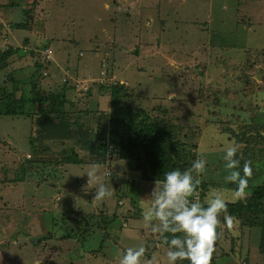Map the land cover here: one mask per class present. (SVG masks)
<instances>
[{
  "label": "rangeland",
  "instance_id": "rangeland-1",
  "mask_svg": "<svg viewBox=\"0 0 264 264\" xmlns=\"http://www.w3.org/2000/svg\"><path fill=\"white\" fill-rule=\"evenodd\" d=\"M24 2L25 9L30 5L31 14L43 19L37 21L35 15H29L28 20L23 18ZM35 2L0 0L4 11V17H0V96L10 94L27 104V111L24 109L19 115L4 114V105H0V264H119L122 249L141 243L145 248L146 243L160 247L150 253L156 256L154 264H167L166 259L162 260L163 247L158 238L142 226V213L154 183L147 188L142 172L129 170L126 160L119 158L97 133L108 126L112 117L133 122L154 119L167 127L165 132H171V142H179L171 153L174 163L183 167L180 169L187 168L200 154L207 159L192 199L203 204L213 194L225 201L244 198L238 195L235 184L224 180L222 156L228 140L237 141L241 148L247 141L250 147H260V153L264 151V0ZM55 2H63L62 8L47 10ZM105 3L110 6L105 8ZM49 16L55 27L64 24L67 34L55 39L44 33L29 37L23 29L17 35L13 30L17 22L33 25L35 30L36 23L42 24ZM9 48L16 51L7 58ZM61 58L68 61L64 71L57 67ZM89 58L96 60L94 66L81 71L80 65L86 66ZM202 67L206 70L201 77ZM106 71L107 77L101 75ZM100 76L102 82L90 83ZM244 76L248 77L249 86L243 88L244 94L236 95ZM79 78L90 83L86 90L83 88V94L77 90L81 83L72 81ZM108 78L110 85L123 82L124 86L140 78L142 87L127 98L126 104L110 106V91L103 89L110 86ZM200 83L218 88L220 104L215 103L218 107L225 105L226 110L232 107L233 111L220 114L211 103L209 109L215 111L217 118L205 120L203 107L210 100L204 101ZM39 98L46 99L40 103ZM54 102L59 103V110L50 113L53 118L39 117ZM239 105L251 118L250 113H256L254 118L261 124H257L258 128L251 120H241L243 126L237 129ZM60 113L63 120L57 117ZM91 115L89 121L96 119L97 123L85 125L83 121ZM239 135L245 139L239 142ZM72 138L86 143L79 145ZM97 138L106 146L104 155L97 151ZM75 153L82 160L69 162ZM92 164L100 166L101 181L113 187V196L100 204L91 200L94 188L83 190L86 174L76 175ZM21 169L25 174L18 178ZM106 171L112 172L109 178L104 175ZM71 210L81 212L79 217L93 213L96 218L116 211L119 222L107 229L91 228L82 242L87 249L83 256V248L77 247L75 237H59L67 227L60 216L66 212L71 215ZM23 220L27 221L24 234L20 231ZM232 220L231 227L220 220L211 261L264 264L259 227L242 219ZM99 232L106 234L107 239H99ZM141 233L146 237L137 236ZM45 235L50 239L35 247L28 241ZM96 245H103V251L88 250Z\"/></svg>",
  "mask_w": 264,
  "mask_h": 264
},
{
  "label": "trees",
  "instance_id": "trees-1",
  "mask_svg": "<svg viewBox=\"0 0 264 264\" xmlns=\"http://www.w3.org/2000/svg\"><path fill=\"white\" fill-rule=\"evenodd\" d=\"M41 1L42 0H37L35 4L38 3V5H40ZM61 4L62 2H60L59 5H57L56 2L52 3L48 5L47 10L62 8ZM25 5L26 4L24 2V6L22 8L23 10L22 12L24 14L23 18L26 17V19L28 20L30 19V17L28 16L35 15V13L31 14L32 13L30 12L31 6L27 4L28 7L25 9ZM42 10H44V8H42ZM48 12L50 13L51 11ZM51 16L47 17L46 20L42 22V24L36 23V25L34 26L35 30H33V25L30 26L26 23H19V22L13 25V30L17 32L23 29L26 35H28L29 37H31L32 35H36L37 37L39 34L44 33V35L47 34L48 36L54 37L55 39L58 38V36L61 35L62 33L67 34L64 24L61 23L56 25L55 27V21H51ZM37 19L42 20L43 18H38L35 15V20ZM57 27H59V30L57 29ZM36 30L40 31L41 33H39ZM18 34L19 33L17 32V35ZM57 48L61 50L60 47ZM51 49L52 48L50 47V50ZM15 51L16 49L9 48L7 50V58ZM29 53L32 52L29 51ZM229 68H232V65H230ZM204 69L206 70L205 67H202V69L199 72L201 77L204 74ZM226 72L227 70L222 71V73H226ZM162 80L164 81V79ZM107 81H109V78ZM142 81H143L142 79L138 78L135 80V82L128 83L127 86H124V83H120V82L112 83V85H110L111 81L107 82V84L110 86L105 85L103 86V89L106 90L109 89L110 91V102H111L110 105L112 106L117 105L120 102H122V105L126 104L128 101L127 98L134 96L137 93V91L142 87L141 85ZM248 81H249L248 77L244 76L243 86L240 85L239 88H237L234 93L236 95L244 94L245 89L243 88H247V86H249ZM99 86L101 87V85ZM228 89L231 90V86ZM199 90L201 93L204 94L203 96L206 97L204 101L208 99L210 100V101H206V105L203 107L204 109L203 116L205 120L210 121V119L212 118H217V115L216 114L214 115L215 111L209 109L211 103L214 104V106L218 110H220L219 112L220 114L226 111H233L232 107L226 110L224 108L225 105L218 107L217 104L215 103L217 101L220 104V98H219L220 90L218 88H214L213 86L209 88L203 85L202 83H200ZM32 98H34L35 100V96ZM44 99L46 98H39L40 103H42ZM53 100L55 101V98ZM59 100L60 97L58 101ZM1 104H3L5 108L3 109L4 114L19 115L24 113V109L25 111H27L26 110L27 104L25 103L24 105L21 99H16L15 97H11L10 94L5 95L4 93H2V95L0 96V105ZM241 106L242 105H239V110L237 111L236 114L237 117L235 121L238 125L237 129H240L243 126L241 120H244L245 122L251 120L255 122L256 125L255 128H258L257 124L258 125L261 124H260V120L254 118V115L256 113L254 112L250 113V115H252L251 118L248 116L249 112L247 110L242 111L244 109ZM58 107H59V103L58 104H56V102L52 103V105H50L49 107V111L44 110L43 112H40L39 117L47 118L49 120L52 119L54 115L52 116L51 114L52 112L57 113L59 110ZM235 108L236 107H234V109ZM28 112L30 111L28 110ZM226 113H230V112H226ZM57 117L63 120V115L61 113L57 115ZM166 130H168L166 126L157 124V121H154V119H149V120L144 119L141 122H133L130 119L112 117V119L109 121L108 126L103 128L102 132L101 131L98 132L97 135H99V138H103L107 140L110 149L112 146L113 152L114 153L116 152L119 158L123 159L124 161L126 160L125 162L129 170L130 169L140 170L142 172V176H143L142 178L147 181L146 184H150V183H154L156 178L161 179L163 177V173L168 170H171V167L183 168L182 166H178L177 164L174 163L173 161L174 157L171 153L172 148L174 146L176 148L177 146H179V142L178 141L171 142L169 140V135L171 132L170 131L165 132ZM262 135H264V132L262 133ZM236 138L238 139L239 142L240 140L245 139L242 135L236 136ZM95 142H97V151L101 153V155H104L107 150L105 144H102L100 142L98 143V138ZM232 142L237 143V141L228 140L226 145ZM244 143H245L243 144L244 148L240 147L237 158L240 160L241 170L243 168V165L247 162L251 167L252 172L251 175L247 177V181H248L247 186L244 188V192L242 194V197L244 198L226 201L228 202L226 215L230 216L231 218L242 219L246 224L259 227L260 230L259 247L261 249V252L264 254V151L260 153L261 151L257 150L260 149V147H257L256 145L250 147L247 141H244ZM70 159H72V161L70 160L69 162H78V160H82V158H80L76 153L74 155H71ZM23 173L25 174L24 170L21 169V172L19 171L18 178L24 177ZM241 174L243 175V172H241ZM197 188H199V186ZM74 211L75 210H71V215L69 216H67L66 214L70 212H66L65 215L63 214L60 216L63 223H66L67 225L65 229V233L61 236V238L75 237L77 239L76 241L80 245L77 247H82V242L85 241L84 238L86 235L85 233H88V231L92 227H98L99 229L102 228L107 229V227L111 226L113 223L116 224L117 222H119L118 221L119 216H117L118 214L116 213V211H114L111 215L100 214L99 218H96L97 216L94 215L93 213L83 214L82 217H79L81 212L72 213ZM124 219L127 220L128 222V218L127 219L124 218ZM220 220L224 221V214L220 216ZM21 224L22 227H20L21 228L20 231L22 232V234H24V232H26L25 229H27V221L23 220L21 221ZM124 225H125L124 228H126L127 223H124ZM23 226H25V228H23ZM119 226L121 227V224H119ZM48 239H49L48 235H45L43 237L38 236L37 239L28 238V241L30 242L31 245L36 246L37 244H41ZM89 251L95 252L94 250H89ZM14 256L15 255H13V257ZM49 262L51 261H46L44 262V264H48ZM220 262L221 261L217 259L216 262L210 261V264H218ZM182 264H188L187 260L183 261Z\"/></svg>",
  "mask_w": 264,
  "mask_h": 264
},
{
  "label": "clouds",
  "instance_id": "clouds-1",
  "mask_svg": "<svg viewBox=\"0 0 264 264\" xmlns=\"http://www.w3.org/2000/svg\"><path fill=\"white\" fill-rule=\"evenodd\" d=\"M104 6L108 8L110 5L105 3ZM107 73L106 71L101 75L106 76ZM102 79L103 77L100 76L98 80L90 83L102 82ZM239 149L240 145L235 142L226 145L223 149L222 159L226 169L224 180L235 184L238 195H242L247 186V177L251 175L252 169L246 162L241 170L240 160L237 158ZM206 164L205 155L200 154L199 158L192 160L187 168H173L164 172L161 179L156 178L154 181L150 201L142 213V226L147 228L154 238H158L163 248H166L167 264H182L185 260L188 264H210L215 242L219 236L217 229L220 224V216L224 214V223L227 227L233 225L232 218L226 215L228 202L219 194H213L203 204L192 199L201 183L199 177L204 173ZM100 171L99 165L92 164L80 174H76H86L87 182L83 190L87 192L89 188H94L91 200L97 204L113 196L112 185L101 181ZM104 175L109 178L112 172L106 171ZM64 233L65 229L62 230L59 237L61 238ZM99 234V239L103 237L107 239L106 234L101 232ZM96 235L98 234L96 233ZM84 238H88L87 233ZM76 240L75 238V243L80 246ZM101 247L103 245H96L88 249L103 251ZM145 251V246L142 243L126 247L119 253V264H141ZM160 251L164 253L163 249ZM85 252L86 249L83 248L81 255L85 256Z\"/></svg>",
  "mask_w": 264,
  "mask_h": 264
},
{
  "label": "crops",
  "instance_id": "crops-1",
  "mask_svg": "<svg viewBox=\"0 0 264 264\" xmlns=\"http://www.w3.org/2000/svg\"><path fill=\"white\" fill-rule=\"evenodd\" d=\"M62 4H63V2H62ZM61 4V5H62ZM66 5V4H65ZM66 7H68L67 5H66ZM70 10V9H69ZM3 13H4V11H3V8L2 9H0V17H4L3 16ZM8 20V19H7ZM7 20L5 21V23L7 22ZM8 21H10V20H8ZM8 27V26H7ZM100 53V52H99ZM18 54V53H17ZM79 61V60H78ZM95 62H96V60L95 59H90L89 58V60H87V65L86 66H82L81 67V65H80V68H81V71L82 70H84V68H87V67H92V66H94V64H95ZM62 63H63V65H62ZM67 66H68V61L65 59V58H61L59 61H58V65H57V67H59V68H61L63 71H64V69H67ZM108 72V71H107ZM96 80V79H95ZM76 81H77V83L79 82V83H81V85L80 86H78V88H77V90L78 91H80L81 92V94H83V93H85L84 92V90H83V88L85 87V90L89 87L88 86V84H90V83H88L89 81L86 79V80H84L83 81V79L82 78H79V79H76ZM67 91H69V92H72V90L71 89H68ZM73 94V93H72ZM110 100H109V105H110ZM111 106V105H110ZM91 117H93L92 115L90 116V117H88L87 118V121L86 120H84L83 121V123L85 124V125H94V124H96L97 123V121H96V119H93L91 122L89 121V119L91 118ZM83 130H85L84 128H82ZM82 129H80L79 128V130H82ZM76 132H78V131H76ZM73 134H75V133H73ZM59 135V134H58ZM60 137H64V136H62V135H59ZM72 142H74V143H77V144H79V145H81V144H84V143H86V142H82V141H80V140H76V139H73L72 138ZM89 142H90V145H91V139H89ZM92 147V146H91ZM92 152H95L94 150H93V148H92V150H91ZM90 157H93V155H91ZM149 186L150 184H146V186ZM153 185V184H152ZM148 186H147V188H148ZM59 187V186H58ZM43 209V207H41V210ZM141 236L142 238H145L146 236H143V233H141V234H137V236ZM148 242V241H147ZM160 242V241H159ZM146 253L144 254V257L142 258V260H141V264H154L155 263V261H156V256H155V254H150L152 251H154V250H159L160 249V247H158V246H150L149 245V243L146 245ZM163 250H164V256H163V258H162V260H164V259H166V255H165V252H166V248H163ZM152 256V257H151ZM151 257V258H150ZM150 258V259H149Z\"/></svg>",
  "mask_w": 264,
  "mask_h": 264
}]
</instances>
